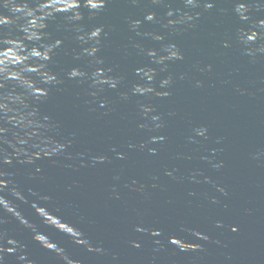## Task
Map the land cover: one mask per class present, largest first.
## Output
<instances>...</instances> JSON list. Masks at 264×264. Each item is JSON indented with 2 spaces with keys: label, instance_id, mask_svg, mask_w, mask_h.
Here are the masks:
<instances>
[{
  "label": "water",
  "instance_id": "obj_1",
  "mask_svg": "<svg viewBox=\"0 0 264 264\" xmlns=\"http://www.w3.org/2000/svg\"><path fill=\"white\" fill-rule=\"evenodd\" d=\"M0 0V264H264V0Z\"/></svg>",
  "mask_w": 264,
  "mask_h": 264
},
{
  "label": "clouds",
  "instance_id": "obj_2",
  "mask_svg": "<svg viewBox=\"0 0 264 264\" xmlns=\"http://www.w3.org/2000/svg\"><path fill=\"white\" fill-rule=\"evenodd\" d=\"M89 3L92 4L93 7H96V4L94 3V0H89ZM0 22H5V21H0Z\"/></svg>",
  "mask_w": 264,
  "mask_h": 264
}]
</instances>
